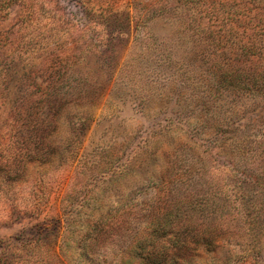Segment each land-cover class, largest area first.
Wrapping results in <instances>:
<instances>
[{
	"label": "rangeland",
	"instance_id": "rangeland-1",
	"mask_svg": "<svg viewBox=\"0 0 264 264\" xmlns=\"http://www.w3.org/2000/svg\"><path fill=\"white\" fill-rule=\"evenodd\" d=\"M0 264H264V0H0Z\"/></svg>",
	"mask_w": 264,
	"mask_h": 264
}]
</instances>
